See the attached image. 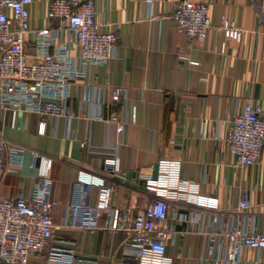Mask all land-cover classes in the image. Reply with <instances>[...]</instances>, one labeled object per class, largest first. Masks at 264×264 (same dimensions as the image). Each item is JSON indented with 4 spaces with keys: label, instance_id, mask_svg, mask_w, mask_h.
Wrapping results in <instances>:
<instances>
[{
    "label": "crops",
    "instance_id": "obj_1",
    "mask_svg": "<svg viewBox=\"0 0 264 264\" xmlns=\"http://www.w3.org/2000/svg\"><path fill=\"white\" fill-rule=\"evenodd\" d=\"M53 0H34L31 29L58 26L47 14ZM185 0H108L97 4L98 20L105 30L117 29L118 44L110 66L96 69L97 85L103 89L102 113L127 122L124 135L115 124L93 119L96 102L89 101V78L76 82L69 108L72 119H55L0 109V132L7 141L1 153L9 163L8 148L24 150L17 173L0 176V196L30 193L39 182L38 169L31 166L32 152L53 161L51 199L55 225L54 241L65 240L76 250L75 264H132L123 249L130 234L109 229V217L99 218L94 229L81 226L68 205L79 172L106 178L113 188V203L123 224L130 223L154 196L142 177L152 176L161 160L182 163L181 178L200 185V193L219 199V211L200 209L181 202L169 203L176 238L167 248L174 264H213L207 256L212 216L219 223L235 225L244 216L254 218V226L264 233V151L253 166L237 164L226 138L230 121L241 114L247 100L264 109V19L259 13L262 0H188L210 8L212 29L206 40L189 39L172 19ZM224 19L243 31L241 42L227 39L218 28ZM199 63L191 66L182 58ZM115 88L126 91V99L114 102ZM135 117V119H134ZM45 132L40 133V124ZM118 149L123 176L106 175L103 164L108 153ZM14 168V167H13ZM16 169V168H15ZM247 193L251 208L239 212L240 198ZM98 189L93 188L90 204L96 205ZM68 211V212H67ZM68 213L75 228L64 227ZM219 226H217L218 228ZM54 241L50 246L56 245ZM45 254L32 259L42 264ZM243 263L255 264L256 253L244 250Z\"/></svg>",
    "mask_w": 264,
    "mask_h": 264
},
{
    "label": "built area",
    "instance_id": "obj_2",
    "mask_svg": "<svg viewBox=\"0 0 264 264\" xmlns=\"http://www.w3.org/2000/svg\"><path fill=\"white\" fill-rule=\"evenodd\" d=\"M104 1L108 0H53L47 18L57 21L58 26L31 29L30 8L34 0H0V109H10L13 117L26 112L70 120L72 87L79 80L89 78V101L97 99L93 119L115 124L117 131L125 134L127 122L123 118L116 115L109 120L104 118L105 103L100 99L103 89L97 85L98 75L94 72L110 66L117 53V29L105 30L107 25L98 20L97 4ZM143 1L149 6L156 2ZM259 13L264 19V0ZM172 19L189 39L204 41L212 29L210 8L202 2H181ZM218 30L236 42L243 38V31L227 19ZM182 59L191 66L199 65L187 57ZM126 96L122 88L111 93L114 102ZM39 132H45V123L40 124ZM226 143L238 165H255L264 151V109L247 100L243 112L230 121ZM6 145L0 132V176L17 173L23 163L24 150L12 147L8 148L10 165L3 164L1 153ZM52 165L49 157L32 152L31 166L38 169V184L30 193L20 192L11 198L0 196V260L4 264H32V259L41 254L46 255L42 264L78 261L76 250L66 247L67 244L75 247L74 243L54 241L52 210L56 203L51 199ZM158 165L157 180L142 177L154 196L130 223L123 224L121 212L113 203V188L102 175L79 172L68 205V210L77 214L81 226L94 229L97 220L106 215L110 230L129 233L131 238L123 252L132 264H174L167 248L175 241L173 221L179 217L177 213L169 215V203L183 202L213 213L219 211L218 198L202 195L198 183L181 178V161L166 159ZM103 169L106 175L123 176L118 149L108 153ZM93 188L98 189L94 206L90 204ZM250 208L249 195L243 193L239 212L246 213ZM218 220L217 216L210 219L214 231L209 234L207 245V256L213 264H242L246 249L256 253L255 264H264V233L256 230L253 217L244 216L232 226ZM63 226L76 227L70 223L68 213ZM51 241L56 245L50 246Z\"/></svg>",
    "mask_w": 264,
    "mask_h": 264
},
{
    "label": "water",
    "instance_id": "obj_3",
    "mask_svg": "<svg viewBox=\"0 0 264 264\" xmlns=\"http://www.w3.org/2000/svg\"><path fill=\"white\" fill-rule=\"evenodd\" d=\"M158 171H159V165H155L154 169H153V173H152V180H157L158 179ZM1 264H4V262L2 260H0Z\"/></svg>",
    "mask_w": 264,
    "mask_h": 264
}]
</instances>
